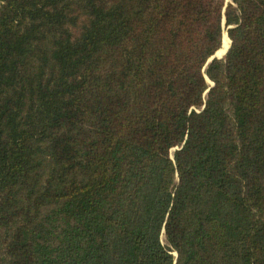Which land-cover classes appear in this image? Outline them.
<instances>
[{
	"label": "trees",
	"instance_id": "1",
	"mask_svg": "<svg viewBox=\"0 0 264 264\" xmlns=\"http://www.w3.org/2000/svg\"><path fill=\"white\" fill-rule=\"evenodd\" d=\"M0 264H264V0H0Z\"/></svg>",
	"mask_w": 264,
	"mask_h": 264
},
{
	"label": "bare ground",
	"instance_id": "2",
	"mask_svg": "<svg viewBox=\"0 0 264 264\" xmlns=\"http://www.w3.org/2000/svg\"><path fill=\"white\" fill-rule=\"evenodd\" d=\"M229 1V0H228ZM229 37H226V48L228 49V45L231 43L230 39H228ZM223 42H224V39H223ZM225 48V51L223 53H220L219 51L217 52V55L219 56H222V55H225V52L227 51V49Z\"/></svg>",
	"mask_w": 264,
	"mask_h": 264
},
{
	"label": "rangeland",
	"instance_id": "3",
	"mask_svg": "<svg viewBox=\"0 0 264 264\" xmlns=\"http://www.w3.org/2000/svg\"><path fill=\"white\" fill-rule=\"evenodd\" d=\"M226 37H229L228 35H227V33H225V35H224V44H223V48L221 49V51H219L220 53H223L224 51H225V48H226ZM228 39H230V38H228ZM230 45V44H229ZM229 45H228V47H229ZM227 49V48H226ZM222 56H224V55H222ZM165 240V239H164Z\"/></svg>",
	"mask_w": 264,
	"mask_h": 264
},
{
	"label": "water",
	"instance_id": "4",
	"mask_svg": "<svg viewBox=\"0 0 264 264\" xmlns=\"http://www.w3.org/2000/svg\"><path fill=\"white\" fill-rule=\"evenodd\" d=\"M231 0H226V5H227V3L228 2H230ZM228 35V34H227ZM231 41V40H230ZM230 45H231V43H230ZM230 45H229V47H228V49L230 48ZM228 49H227V51H228ZM227 51L225 52V54L227 53ZM214 57H219V58H221L222 56H219V55H217V52L215 53V55L214 56H212L210 59H209V61H211Z\"/></svg>",
	"mask_w": 264,
	"mask_h": 264
}]
</instances>
